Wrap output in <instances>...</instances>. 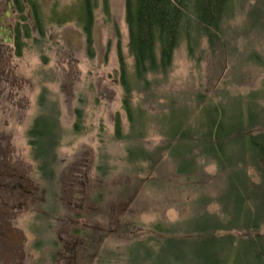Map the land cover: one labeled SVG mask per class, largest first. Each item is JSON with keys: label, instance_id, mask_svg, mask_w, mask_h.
Here are the masks:
<instances>
[{"label": "rangeland", "instance_id": "rangeland-1", "mask_svg": "<svg viewBox=\"0 0 264 264\" xmlns=\"http://www.w3.org/2000/svg\"><path fill=\"white\" fill-rule=\"evenodd\" d=\"M26 1L41 6L38 26L23 6L14 19L20 50L0 45L7 264H130L136 245L140 256L150 248L153 258L161 237L191 232L194 216L221 217L224 174L203 155L195 182L178 174L173 157L160 149L167 139L163 121L172 106L197 112L249 101L259 112L251 132L264 141V0H233L215 47L202 37L190 57L181 41L168 72L148 73L147 81L135 75L124 0H106L107 13L104 0H92L88 41L70 18L58 22L52 12L78 0ZM123 80L130 107L141 114L134 126L141 131L130 128ZM35 119L49 123L45 138L29 134ZM245 173L264 206V158L248 162ZM201 196L210 201L202 205ZM250 229L232 230L233 239L218 247L219 255L233 252L225 264H264V218ZM249 237L262 241L253 244Z\"/></svg>", "mask_w": 264, "mask_h": 264}, {"label": "trees", "instance_id": "trees-1", "mask_svg": "<svg viewBox=\"0 0 264 264\" xmlns=\"http://www.w3.org/2000/svg\"><path fill=\"white\" fill-rule=\"evenodd\" d=\"M104 2L107 13L106 0ZM232 2L124 0L128 47L134 59L136 77L145 81L148 73L166 74L181 41L185 42L190 57L195 55L202 37L206 38L211 48L215 47L222 37L224 19L233 14ZM16 42L19 51V35ZM119 62L124 74L125 64L121 55ZM122 84L125 90L123 107L128 112L130 128L141 131L134 127L135 123H139L141 114L130 107V87L124 80ZM253 108L249 101H239L231 107L220 103L206 105L197 112L171 107L164 116L167 139L160 149L173 157L175 171L192 181L199 178L197 173L201 165L197 162L198 156L203 155L217 164L219 173L224 174L225 179L224 191L219 194L223 204L222 215L205 213L194 216L191 232L186 237H161L163 240L158 242L157 254L153 258L150 248L145 250L144 256H140L141 245H136L131 251L130 264H139L137 259L140 258H143L140 264H225L226 258L233 252L228 250L226 255H219L218 247L233 239L232 230L257 229V221L264 218V206L259 199V188L251 184L245 173L248 162L257 163L264 158L262 135L251 132L252 122L259 113ZM32 126L30 135L45 138L49 127L47 121L35 119ZM114 126L117 137H121L118 116ZM129 152L134 153V150L129 149ZM198 199L202 205L210 201L204 196ZM156 229L163 234L166 230L160 224L156 225ZM220 232L224 234H217ZM252 238L249 237V241L260 244L261 238ZM246 251V244L240 246L235 251L234 261L243 257Z\"/></svg>", "mask_w": 264, "mask_h": 264}, {"label": "flooded vegetation", "instance_id": "flooded-vegetation-1", "mask_svg": "<svg viewBox=\"0 0 264 264\" xmlns=\"http://www.w3.org/2000/svg\"><path fill=\"white\" fill-rule=\"evenodd\" d=\"M23 6L27 8L31 19L38 26L41 6L37 1L28 3L26 0H0V45H7V52L11 50L10 47L13 49L18 47L16 42L18 28L14 19L17 14L23 11ZM93 10L92 0H78L77 3L73 2L68 8L53 9L52 12L57 17L58 22L64 18H70L84 33L88 41L93 31ZM70 14H74V17L69 16ZM3 186L6 191L0 185V205L2 208L0 210V264H7V184ZM26 193L30 192L26 190Z\"/></svg>", "mask_w": 264, "mask_h": 264}]
</instances>
